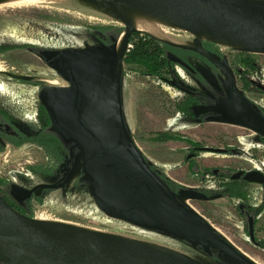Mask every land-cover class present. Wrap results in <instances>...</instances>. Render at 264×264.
Segmentation results:
<instances>
[{
	"label": "rangeland",
	"instance_id": "374dc122",
	"mask_svg": "<svg viewBox=\"0 0 264 264\" xmlns=\"http://www.w3.org/2000/svg\"><path fill=\"white\" fill-rule=\"evenodd\" d=\"M71 13L35 6L0 9V64L13 75L29 77L23 79L7 73L0 74V107L13 114L24 128L31 131L52 127L53 124L41 101V92L48 85L39 80L40 76L55 75L63 79L52 63L49 66L45 64L38 51L84 50L102 45L100 27L125 29V25L103 23ZM171 31L186 43L185 46H197L196 37L189 32L179 29ZM212 44L216 51L225 56L238 86L264 114V54L250 53V65L244 60L247 55L244 50ZM31 46L40 47L38 50ZM184 54V59L171 54L183 60L187 66L172 60L178 65L171 73L162 74L165 80L144 72L145 69L137 64L123 63L122 104L126 131L147 163L171 184L172 193L179 200L238 250L264 264V209L257 220L253 218L256 242L250 235L249 221L252 218L248 219L243 211L250 206H259L262 183L236 182L243 195L232 198L221 195L224 189L222 179L208 172L222 168L233 172L256 170L264 174V139L255 131L228 120L220 109V104L226 100L223 80L227 78L224 72L215 63L210 61L216 66L214 68L195 53ZM175 80L213 104L192 106L191 112L180 110L179 105L188 99L172 84ZM38 106L41 108L39 112ZM165 135L184 136L194 144L181 139L159 140ZM61 143L56 148L72 157L73 180L65 189L44 190L28 207L27 215L105 233L148 239L201 262L224 264L198 246L158 230L110 217L101 211L89 192L90 179L85 177L80 179L85 182L78 180L74 183L79 172L86 176L80 150L74 143L69 142L67 148ZM36 144L27 142L16 148L7 145L0 151V181L33 185L47 180V174L52 173L53 168L45 166L48 165L46 156ZM193 145L222 151L198 148L192 156L189 153L194 150ZM73 148L78 150L77 154L73 153ZM61 168L62 165L56 167L57 170ZM48 181L52 182V179ZM188 188L205 190L210 196L203 200L182 197L179 190Z\"/></svg>",
	"mask_w": 264,
	"mask_h": 264
},
{
	"label": "water",
	"instance_id": "95a60500",
	"mask_svg": "<svg viewBox=\"0 0 264 264\" xmlns=\"http://www.w3.org/2000/svg\"><path fill=\"white\" fill-rule=\"evenodd\" d=\"M164 12L193 27L244 46L242 50L264 54V0H118ZM139 31L125 24L121 52L117 44L96 45L84 50L50 53L61 55L59 73L67 86H46L41 101L52 119V130L80 150L89 192L99 209L110 217L158 230L212 255L219 251L231 264H255L221 236L192 208L179 200L153 173L126 131L122 104L123 58L129 36ZM121 35V37H122ZM120 37V38H121ZM120 40V39H119ZM164 41V40H163ZM168 42V41H165ZM189 48L215 63L225 74L226 100L220 109L226 118L264 137V114L238 86L226 58L219 60L197 39ZM171 60L187 66L175 55ZM12 76L29 79L27 76ZM178 85L177 81H173ZM200 149L221 152L222 149ZM244 171L235 173L238 179ZM245 181L262 183L264 174L253 170ZM33 189L15 186L17 197L26 199ZM182 197L207 199L197 189H180ZM254 235V219H250ZM0 264H209L194 258L179 259L114 236L91 230L51 224L24 214L0 193Z\"/></svg>",
	"mask_w": 264,
	"mask_h": 264
},
{
	"label": "bare ground",
	"instance_id": "6f19581e",
	"mask_svg": "<svg viewBox=\"0 0 264 264\" xmlns=\"http://www.w3.org/2000/svg\"><path fill=\"white\" fill-rule=\"evenodd\" d=\"M43 7L61 9L67 12L77 13L83 15L89 19H95L104 22H114L119 25L129 24L133 28L140 32L147 33L152 37L168 41L177 45H186V43L178 36H176L171 30L179 29L187 31L196 39L209 40L217 43L223 47H233L242 49L244 46L234 43L228 39L217 36L205 29L190 26L183 21L172 17L164 12L148 8L135 3L118 1V0H0V9L4 8H22V7ZM71 13V14H72ZM74 15V14H73ZM76 15V14H75ZM112 24V23H111ZM181 33V32H180ZM123 36L120 38L117 44V52L120 53L122 49ZM189 46V45H188ZM0 72H5V69L0 64ZM39 80L43 81L49 86H67L65 80L55 75H41ZM6 155V154H4ZM3 155V156H4ZM20 155V154H19ZM7 157V156H6ZM2 158V157H1ZM0 158V159H1ZM2 161V160H1ZM1 163V162H0ZM2 167V166H1ZM36 219L56 224L59 226L79 228L85 230H91L101 234L114 236L122 240L144 246L146 248L169 254L173 257L183 259L188 256L181 254L178 250L161 245L159 243L129 235H118L112 233H105L102 231L74 225L71 223L52 221L46 218L37 217ZM240 251V250H239ZM184 253V252H183ZM255 264H259L247 254L243 253ZM193 258V257H192ZM203 262V261H202Z\"/></svg>",
	"mask_w": 264,
	"mask_h": 264
},
{
	"label": "trees",
	"instance_id": "16d2710c",
	"mask_svg": "<svg viewBox=\"0 0 264 264\" xmlns=\"http://www.w3.org/2000/svg\"><path fill=\"white\" fill-rule=\"evenodd\" d=\"M102 39L101 44L106 47H111L118 42L120 36L123 33L122 28H111V27H100ZM209 44L205 45V48L210 51L216 58L219 60H223L225 56L221 54L220 52L213 49L211 46H213V42L210 43V41H207ZM181 51L182 53H195L200 59L205 60L207 63L214 66L205 56L202 54L196 52L195 50L179 47L172 45L168 42H165L163 40L156 39L152 37L151 35L140 32V31H133L132 34L129 36L127 47L125 50V55L123 58V63H129V64H137L141 67H143L144 72L155 75L159 78H163V73H171L173 71L174 66L177 65V62H174L170 59L171 54H177L176 52ZM247 55L245 56L244 60L247 62V64H250V52L243 51ZM251 65V64H250ZM198 76V75H197ZM213 104L211 101L207 100L205 97L201 98V96L198 97H192L191 99L186 100L182 105H179L180 110L191 112L192 106L194 105H211ZM45 110V109H44ZM50 120V119H49ZM46 128L43 129V132L38 136V138L35 139H25L23 143L25 142H35L38 145L43 146L46 148L49 152H54V149H56V145H64L65 148L68 147L69 142H66V140L57 132L53 131L51 127L45 126ZM262 137V136H261ZM264 139V137H262ZM168 139H181L188 141L189 143H192V140H190L187 137L184 136H170L165 135L159 140H168ZM73 143V142H70ZM4 147L0 148V151L3 150ZM144 159V158H143ZM145 160V159H144ZM147 163V161L145 160ZM148 167L153 171V173L169 188V190L172 192V189L170 187V183L165 180L163 177H161L154 168L148 164ZM208 172L211 174H214L222 179V186L224 189L222 190L221 195H229L232 198L240 197L242 196L241 187L238 186L236 182H229L225 183V180L230 178L232 176L233 171L229 169H211ZM207 172V174H208ZM205 179V178H204ZM263 188H264V181L262 182ZM89 189V188H88ZM251 212L254 215V219L257 220L258 216L264 209V198L262 201V204H260L257 207L250 206ZM24 214H28L24 212ZM185 241V240H183ZM187 242V241H185ZM189 243V242H187ZM200 249L202 247L198 246ZM203 250V249H202ZM210 257L214 258L215 260L224 263V264H231L223 255L219 253L217 250H213L212 255Z\"/></svg>",
	"mask_w": 264,
	"mask_h": 264
},
{
	"label": "flooded vegetation",
	"instance_id": "af4514ba",
	"mask_svg": "<svg viewBox=\"0 0 264 264\" xmlns=\"http://www.w3.org/2000/svg\"><path fill=\"white\" fill-rule=\"evenodd\" d=\"M208 44L209 43L206 41L203 42L204 46L208 45ZM39 47L40 46H35L32 48H37L39 50ZM211 47L213 48V46H211ZM54 51H57V50H45L44 49V50H39L38 52H39L41 59L45 62V64L49 66L52 63L51 64L52 67H54L55 71L58 72V74L60 75V73H59V60L61 58V55H58L57 57H54V58H50V53L54 52ZM64 51L65 50L61 51V54ZM176 53H177V55L182 56L184 59V57H185L184 52L182 53L181 51H178ZM55 60H58V62H54ZM4 73L10 74V75L12 74V72H10L8 70H5V72H1L0 74L5 75ZM31 75H32V73H31ZM13 77H15V76H13ZM162 79L165 80L166 78L163 77ZM172 84L176 88H178L180 91H182V93H184V95L187 96L186 99H191L192 97L193 98L198 97V95L196 94L195 91L189 90L188 88H186L182 84H180V82L178 83V85H175L173 82H172ZM223 89H224V87H223ZM224 94H225V97L227 98L225 90H224ZM254 105L257 108V110H259L258 107L256 106V104H254ZM40 110H41V108H40V106H38L37 111L39 112ZM38 115H39V113H38ZM212 116H215V115H212ZM41 132H43L42 127H40V129L37 131H31L30 129L24 128V126L19 123V121L16 119V117L13 114H11L9 111L4 110L0 107V148L5 147L7 145L12 146L14 148L20 147V146L27 143V142L23 143V141L25 139L38 138V136L41 134ZM30 143H35V142H30ZM37 146L42 149V151L44 152V155L46 156V160H47L46 163L48 165H45V166L53 168L52 173L47 174V180L46 181L37 182L33 185H31V184L25 185L22 183H15V182H9V181H4V180L0 181V193L9 202V204L11 206H13L15 209H17L18 211H20L22 213L28 211V207H30L33 200L37 199L39 197V195L44 192V190H46V189L58 190L61 188L65 189L67 187V185L73 180L72 177L74 175V172L72 171V168H71L72 157H70L69 155H65V153L62 149L56 148V149H54V152H49L43 146H41V145H37ZM192 148L194 150L192 152H190L189 154L193 156V155H195L196 150L200 147L193 145ZM73 150H74L73 153H75V154L78 153L77 149L73 148ZM38 165H41V164H37V166ZM60 165H62V168L60 170H57L56 167L60 166ZM237 171H234L232 176L235 173H237ZM259 172H261V171H259ZM79 173L80 174L78 176H76V179H74V183L80 179L82 180L83 178L87 177V176H84L82 172H79ZM245 173H247V172L245 171L244 174ZM244 174H242L241 177H239L238 179H233L232 176H230V178L225 180V183L239 182L241 180H244V178H243ZM50 179H52V182L48 181ZM82 182H85V181H81L80 183H82ZM245 182L250 183L248 181H245ZM251 183L255 184L258 182H251ZM43 184H57V185H61V186L58 188H47V187L41 186L38 189H36L30 197H28L26 199H21V198L17 197V195H16L15 186H20V187H23V188L30 190V189H33L35 186L43 185ZM260 185L262 187L261 203L260 204H262V201L264 198V188H263L262 184H260ZM202 191L207 193L205 190H202ZM243 211H244V214L248 217V219L254 218V215L252 214L250 208H246Z\"/></svg>",
	"mask_w": 264,
	"mask_h": 264
}]
</instances>
